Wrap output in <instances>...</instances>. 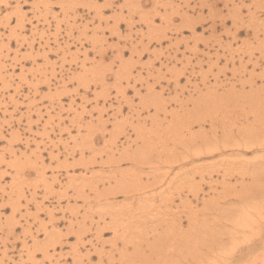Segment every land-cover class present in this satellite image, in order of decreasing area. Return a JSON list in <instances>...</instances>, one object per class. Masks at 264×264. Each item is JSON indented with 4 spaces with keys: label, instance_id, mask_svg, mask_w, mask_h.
Segmentation results:
<instances>
[{
    "label": "rangeland",
    "instance_id": "rangeland-1",
    "mask_svg": "<svg viewBox=\"0 0 264 264\" xmlns=\"http://www.w3.org/2000/svg\"><path fill=\"white\" fill-rule=\"evenodd\" d=\"M263 106L264 0H0V264H264V151H231ZM128 171L151 208L115 229ZM242 208L262 223L235 242Z\"/></svg>",
    "mask_w": 264,
    "mask_h": 264
},
{
    "label": "bare ground",
    "instance_id": "bare-ground-1",
    "mask_svg": "<svg viewBox=\"0 0 264 264\" xmlns=\"http://www.w3.org/2000/svg\"><path fill=\"white\" fill-rule=\"evenodd\" d=\"M75 3H77L76 1H75ZM79 4V3H78ZM75 6L77 5V4H74ZM45 6V5H44ZM70 6V5H69ZM79 6V5H78ZM45 8H47V7H45ZM68 8H71L72 9V6L71 7H68ZM71 9H64V10H66V11H64V13L65 12H67V11H71ZM74 9H76V8H74ZM74 9H72V12L74 13L75 11H73ZM77 11V10H76ZM68 13V12H67ZM66 13V14H67ZM237 20V19H236ZM23 21V20H22ZM253 23H254V21H253ZM21 24V23H20ZM22 27V26H21ZM22 29V28H21ZM59 32V31H58ZM166 34V33H165ZM161 35V34H160ZM167 35V34H166ZM160 37V36H159ZM197 37V36H196ZM160 38H162V37H160ZM164 38H165V36H164ZM157 39H159V38H157ZM197 39V38H196ZM192 40V39H191ZM197 41V40H196ZM30 46V48H32V44L31 45H29ZM194 51V50H193ZM32 52V51H31ZM30 52V53H31ZM31 56H32V54H30ZM198 55V54H197ZM194 56V55H193ZM216 56V55H215ZM33 57V56H32ZM226 57V56H225ZM208 58V57H207ZM31 60H32V58H31ZM35 60V59H34ZM2 62V61H1ZM36 62V61H35ZM197 65V64H196ZM130 66V65H129ZM124 71V70H123ZM125 72V71H124ZM120 74V73H119ZM124 76H125V74H127V72H125V73H122ZM128 76H129V73H128ZM130 76H131V73H130ZM123 78H125V77H123ZM125 80V79H124ZM127 80V79H126ZM211 89H213V88H211ZM38 90V89H37ZM254 93V92H253ZM256 93V92H255ZM255 95V94H254ZM261 96V95H260ZM207 97V96H206ZM205 97V98H206ZM211 97V96H210ZM204 98V99H205ZM236 98V97H235ZM261 98V97H260ZM202 99H203V97H202ZM243 99V98H242ZM257 100H258V98H256ZM256 99H254L253 101L255 102V101H257ZM262 99H263V97H262ZM248 100H250V99H248ZM205 101V100H204ZM240 101H242V100H240ZM239 100H238V104H239V102H240ZM207 102H209V101H207ZM211 102L212 101H210L209 103L211 104ZM249 102H251V101H249ZM248 102V103H249ZM261 102V101H260ZM205 103V102H204ZM203 103V104H204ZM221 103V102H220ZM243 103V102H242ZM257 103V102H256ZM158 104V103H157ZM217 104V103H216ZM251 104V103H250ZM258 104V103H257ZM205 105H206V103H205ZM213 105H215L214 103H213ZM225 105H226V103H225ZM252 105V104H251ZM216 106V105H215ZM209 106H207V108H208ZM243 107L244 106H242V109H243ZM211 108H212V106H211ZM222 108V107H221ZM240 108V107H239ZM262 108V107H261ZM263 108H264V106H263ZM199 109V108H198ZM213 109V108H212ZM216 109H217V107H216ZM241 109V108H240ZM241 109V110H242ZM200 111H203V110H201V109H199V112ZM206 111H208V110H206ZM211 111V110H210ZM195 112L197 113V115H200L198 112H197V110H195ZM195 112H193V111H190L189 113L190 114H196ZM205 112V111H204ZM206 114H208L207 112H205ZM183 116V115H182ZM189 117V119L191 120L190 121V123L189 124H193V123H195V122H198V118H197V116H196V118L194 119V115L193 116H188V114L186 115H184V117H181V118H177L178 120H180V122H181V125H180V127H179V129L178 130H180V129H182L183 127L184 128H186V130H187V127L185 126V125H183V124H185L186 122H187V120L185 119V118H187V117ZM201 116V115H200ZM203 116H201L200 118H202ZM211 117V116H210ZM7 123V122H6ZM5 124V123H4ZM264 125V124H263ZM166 128H168V127H166ZM169 129V128H168ZM170 130V129H169ZM184 130V129H183ZM182 130V131H183ZM254 130V129H253ZM155 131V130H154ZM153 131V132H154ZM251 131V132H250ZM174 132V131H173ZM246 132H247V134L245 135L246 137L245 138H243L242 139V142L241 143H233V145L232 146H234V147H237L238 149H232L230 146H228V145H222V144H220V145H222V146H224L223 148L224 149H226L225 147H228V149H232L231 151H232V154H237V156H243V154L244 153H247L248 151H245V150H249V152L250 153H253V152H259V151H264V141H257V139H254V137H256V136H258L259 137V139H260V136L259 135H256V134H254V132L252 133V130L250 129V130H246ZM179 133V132H178ZM245 133V132H244ZM256 133V132H255ZM260 134V133H259ZM188 135V137H189V134H187ZM253 135H256V136H253ZM262 136V135H261ZM186 137V136H185ZM187 137V139H188V142L187 143H189V145L192 147V148H196V153H193V155H195L194 157H198V156H201L202 154H209V156H210V153H212V151L210 150L211 148H209V142H207L206 144H205V142L203 143V146H201V147H198V145L200 144H198V140H197V138L196 137H194V135H191L190 136V138H188ZM226 138V137H225ZM145 139H147V138H145ZM227 139V138H226ZM152 140H154V139H152ZM168 140H170V139H168ZM217 140V139H216ZM222 140V139H221ZM231 140V139H230ZM255 140V141H254ZM162 141V140H161ZM223 141H226V140H223ZM144 142V141H143ZM228 142H230L229 140H228ZM228 142H227V144H228ZM149 143V142H148ZM155 143V142H154ZM164 143H165V141H164ZM170 142H168L167 141V144H169ZM215 143V142H214ZM218 143H219V141H218ZM231 143V142H230ZM162 144V143H161ZM166 144V145H167ZM226 144V143H225ZM156 145H158L157 144V142H156ZM164 145V144H163ZM172 145V144H171ZM201 145V144H200ZM231 145V144H230ZM188 146V145H187ZM217 146V145H216ZM141 147V146H140ZM142 147H145L144 149H143V151H136V153L134 154V156H133V158L134 159H137L138 161H141V163H143L144 162V164L146 163V160H149V161H152V159H153V157H151L152 155V153L154 152L155 154H154V157L156 158V156H157V158H160L162 155H163V153L162 152H159V150L157 149V151L155 150V148L154 147H156V146H154V144H153V142H150L148 145H146V146H142ZM168 147V145L166 146V149H167V151L168 150H170L169 148H167ZM176 147V146H175ZM230 147V148H229ZM243 147V149H239V148H242ZM219 148H220V146H219ZM137 149H140V148H137ZM136 149V150H137ZM153 149H154V151H153ZM162 149V148H161ZM164 149H165V147H164ZM213 150V149H212ZM216 150H218V148H215L213 151L214 152H216ZM223 150V149H222ZM221 149H219V151H222ZM153 151V152H152ZM185 151V150H184ZM211 151V152H210ZM225 151V150H224ZM164 152V151H163ZM173 152H174V150H173ZM173 152H170V153H168V152H166L167 154H165L164 153V155H166L167 156V158L166 159H169L168 161H170L169 163H167V164H169V165H171L172 164V162H175V160H176V162H179L180 161V158L181 157H178V153L176 154V150H175V152L173 153ZM244 152V153H243ZM222 154H224V153H222ZM1 155V154H0ZM181 155V154H180ZM193 155H191L192 157H193ZM245 155V154H244ZM4 156V155H3ZM5 158V157H4ZM162 158H164V157H162ZM189 158H191L190 156H189ZM160 161H162V160H160ZM17 162V161H16ZM16 162H15V164H16ZM166 162V161H165ZM171 163V164H170ZM134 164V163H133ZM136 164V163H135ZM138 164V163H137ZM246 164H248V163H246ZM258 164H260V163H258ZM263 165V164H262ZM138 166H140L141 167V165H138ZM257 166V165H256ZM18 167V166H17ZM133 167H134V165H133ZM136 167V166H135ZM168 167V166H167ZM261 167V166H260ZM142 168V167H141ZM140 168V169H141ZM165 168V167H164ZM255 168V167H254ZM139 169V170H140ZM168 169V168H167ZM248 169H249V167H248ZM137 170V169H136ZM135 170V171H136ZM143 170V169H142ZM162 170V168L161 169H159V170H157V171H161ZM252 170H254L253 169V166H252ZM134 171V172H135ZM154 171V170H153ZM163 171L164 172H166L164 169H163ZM247 171H249V170H247ZM250 171H251V168H250ZM129 173L128 174H122L121 175V178L122 179H120L119 180V184L118 185H116L117 186V188H118V190H117V192L114 194V195H117V194H123V195H129V194H131V195H129V196H127V197H125V200H124V202L126 203V204H123V205H121V204H118L116 207H115V211L114 212H112V214H111V217H112V219H113V221H114V223H113V228H117V226H118V223H119V217H121L124 213L127 215V216H134L135 217V220L136 219H140V216L139 215H142V213H148V211H149V208H151V207H146V205L147 204H143L144 203V201H143V199H145V198H143V196H141V195H139V194H137V193H139V191L141 190V189H143V188H145V185H143V183H141V180H140V176L141 175H143L142 174V172L139 174L140 176H138V175H136V173L133 175V173H130V171H128ZM140 172V171H139ZM126 173V172H125ZM152 174V173H151ZM181 174V173H180ZM150 175V174H149ZM250 175V174H249ZM160 176V175H159ZM165 177H167L166 176V174L164 175ZM251 176V175H250ZM162 177H163V175H162ZM139 180H140V183H139ZM118 182V181H117ZM261 182V181H260ZM138 183V184H137ZM145 183V182H144ZM135 184H137V185H135ZM148 187V186H147ZM236 187V186H235ZM120 188V189H119ZM112 190V189H111ZM154 190V189H153ZM163 190V189H162ZM242 191V190H241ZM112 192V191H111ZM259 192V191H258ZM264 192V191H263ZM262 192V195L264 194ZM132 195H133V197H132ZM142 195H145V194H142ZM261 195V196H262ZM104 196V195H103ZM105 196H106V194H105ZM172 197L173 196H170V197H167V196H164V198H160V203L161 204H163L165 207H167L168 206V204H169V202H172L171 200H173L172 199ZM107 201H109L110 200V197H109V194H107V198H105ZM241 199V198H240ZM146 200V199H145ZM234 201V200H233ZM143 202V203H142ZM148 202V201H147ZM159 203V204H160ZM173 203V202H172ZM251 203H255L254 201L252 202V201H249L248 202V207L251 209V208H256L257 210H261L263 207H264V199H263V201L262 202H259L258 204L257 203H255V205H251ZM134 205H136L137 207L136 208H133V206ZM170 205H171V203H170ZM242 205V204H241ZM259 205H261V206H259ZM244 206V205H243ZM242 207V206H241ZM194 209V208H193ZM246 209V208H245ZM245 209H243L242 208V211L243 210H245ZM148 210V211H147ZM206 211V210H205ZM242 211L240 212V213H238V214H240L238 217V219H236L238 222L236 223V225L235 226H233V230L234 231H232L231 232V236H233L235 233V235H234V238H235V242H236V239L237 238H240V237H243L244 235H242V233H243V230H242V228L243 227H245V228H250L251 230L252 229H254V228H252V227H256V228H258L259 226H260V223H262V218L259 216H257L256 218H254V217H252L254 214H249L248 213V211L249 210H245L244 212H243V214H241L242 213ZM250 211H252V210H250ZM114 213V214H113ZM259 214L261 213V211L260 212H258ZM264 213V212H263ZM108 214V213H107ZM237 214V213H236ZM257 214V213H256ZM263 216V215H262ZM102 217V216H101ZM104 217V216H103ZM111 217H110V219H111ZM122 218V217H121ZM131 218V217H130ZM129 219V218H128ZM171 219V218H170ZM234 219V218H233ZM166 220V219H165ZM173 220V219H172ZM192 220H195V219H193L192 218ZM208 220H209V218H208ZM242 220V221H241ZM112 221V220H111ZM125 221V220H124ZM169 221V220H168ZM164 222V221H163ZM174 221H171V222H169V223H173ZM236 222V221H235ZM132 224L133 223V225L135 224V222L132 220V219H129V221L127 222V225H125V229L123 230V233H121L122 234V236L124 237L125 235H128L127 234V231L129 230V226H131L130 224ZM165 223V222H164ZM129 225V226H128ZM136 225H138V224H136ZM82 226H84V225H82ZM133 227V226H132ZM135 227V226H134ZM236 227V228H235ZM112 228V227H111ZM115 228V229H116ZM164 228V227H163ZM169 228V227H168ZM209 228V227H208ZM79 229V228H78ZM83 229V228H82ZM137 229H139V227H137ZM136 229V230H137ZM231 229V228H230ZM99 230V229H98ZM170 229H168L167 231H169ZM250 230V231H251ZM80 231V230H79ZM100 231V230H99ZM115 231V230H114ZM240 231H242V232H240ZM249 231V232H250ZM102 232H103V230H102ZM117 232V231H116ZM164 232V231H163ZM80 233V232H79ZM98 233V232H97ZM104 233H105V231H104ZM51 234V233H50ZM99 234H101V233H99ZM98 235V234H97ZM117 235H119V233L117 234ZM237 235V236H236ZM242 235V236H241ZM114 236V235H113ZM121 236V237H122ZM178 236H180L181 238V241L183 240V238L184 237H182V235H181V233H179L178 234ZM48 237H50V236H48ZM79 238H82L81 236L79 237ZM176 238V237H175ZM119 241V240H118ZM124 241V240H123ZM125 241H126V239H125ZM159 241V240H158ZM181 241L179 242L178 240H175V239H172V243H174V244H177L178 246L180 245L179 243H181ZM187 243H186V245H188L189 244V241L188 240H185ZM114 242V241H113ZM127 242V241H126ZM133 242H134V240H133ZM171 242V240L167 243V244H169ZM234 242V246L235 247H233V250H235V248H236V246H237V244ZM157 242H154V248L152 249L153 250V252H156L155 251V248H156V244ZM131 244V243H130ZM129 244V245H130ZM126 246H127V244H125ZM181 245H183L182 243H181ZM126 246H124V247H126ZM162 246V245H161ZM189 247V246H188ZM113 248V247H112ZM126 248H128V246L126 247ZM182 248V247H181ZM184 248V247H183ZM186 248V247H185ZM193 250H194V248L193 247H191ZM190 248V249H191ZM169 250H170V248H169ZM170 252V251H169ZM174 252V251H173ZM192 252V251H191ZM214 252V251H213ZM224 252V254L227 252L228 253V249L227 248H225L222 252L220 251V254H222ZM175 253V252H174ZM178 253V252H177ZM211 253V252H210ZM120 254V253H119ZM165 254H167V253H165ZM242 254V253H241ZM188 255H190V253L188 254ZM210 255V254H209ZM46 256V255H45ZM49 256V255H48ZM77 256V255H76ZM127 256V255H126ZM154 256V255H153ZM162 256V258L161 259H163L164 260V258L165 257H168V256H166L165 255V257L163 256V255H160V257ZM47 257V256H46ZM180 257V256H179ZM263 257V256H262ZM89 258H91L90 256H89ZM130 258H132V257H130ZM172 258V257H171ZM176 258V257H175ZM78 259V258H77ZM82 259V261H83V258H81ZM134 260H131L132 262H131V264H138V261L140 260H142V258L139 256V255H136V256H134V258H133ZM136 259H138L137 261H135ZM158 260H159V258H157ZM173 259H174V257H173ZM176 260H177V258H176ZM255 260H258L257 258L255 259ZM77 261V260H76ZM80 261V260H79ZM79 261H77V263L79 262ZM144 261V260H143ZM262 261V260H261ZM126 262V261H125ZM180 262V261H179ZM76 263V262H75ZM155 263V262H154ZM255 263V262H254ZM253 263V264H254ZM79 264V263H78ZM160 264V263H159ZM177 264H179L178 262H177ZM256 264V263H255Z\"/></svg>",
    "mask_w": 264,
    "mask_h": 264
}]
</instances>
